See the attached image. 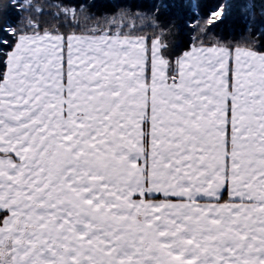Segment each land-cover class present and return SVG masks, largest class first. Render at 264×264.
I'll return each instance as SVG.
<instances>
[{
  "label": "snow or ice",
  "instance_id": "6c2138e0",
  "mask_svg": "<svg viewBox=\"0 0 264 264\" xmlns=\"http://www.w3.org/2000/svg\"><path fill=\"white\" fill-rule=\"evenodd\" d=\"M260 2L0 6V264H264Z\"/></svg>",
  "mask_w": 264,
  "mask_h": 264
},
{
  "label": "trees",
  "instance_id": "16d2710c",
  "mask_svg": "<svg viewBox=\"0 0 264 264\" xmlns=\"http://www.w3.org/2000/svg\"><path fill=\"white\" fill-rule=\"evenodd\" d=\"M256 5V14L257 18H260L261 12V2L260 0H253ZM97 8L95 9L98 12H110L115 10L118 6L132 4H141L149 5L152 3V0H95ZM192 3V12H202L203 9L199 7L201 4L211 3H224L232 4L233 8L231 9V14L228 19L219 27L214 29V34L219 36L221 39L229 41H239L243 35H246L243 22L240 20L239 13L241 9L239 7L240 0H191ZM8 0H0V6L7 10ZM143 10H147L146 8Z\"/></svg>",
  "mask_w": 264,
  "mask_h": 264
}]
</instances>
